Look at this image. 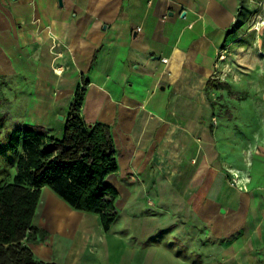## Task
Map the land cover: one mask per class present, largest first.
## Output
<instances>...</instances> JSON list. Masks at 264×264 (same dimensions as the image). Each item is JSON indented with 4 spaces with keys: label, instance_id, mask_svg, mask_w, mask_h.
Here are the masks:
<instances>
[{
    "label": "crops",
    "instance_id": "1",
    "mask_svg": "<svg viewBox=\"0 0 264 264\" xmlns=\"http://www.w3.org/2000/svg\"><path fill=\"white\" fill-rule=\"evenodd\" d=\"M243 5L0 0V107L7 91L22 93L30 124L36 117L61 138L83 89L84 120L107 125L127 156L108 178L124 231H105L98 214L42 188L34 222L50 194L77 219V231L55 232L73 239L60 259L45 261L264 264V67L254 57L238 72L231 101L213 78Z\"/></svg>",
    "mask_w": 264,
    "mask_h": 264
},
{
    "label": "trees",
    "instance_id": "2",
    "mask_svg": "<svg viewBox=\"0 0 264 264\" xmlns=\"http://www.w3.org/2000/svg\"><path fill=\"white\" fill-rule=\"evenodd\" d=\"M84 98L79 89L61 138L33 124L7 135L8 149L19 156L13 180L0 186V264H59L37 260L26 242L38 230L34 219L44 186L75 209L98 214L105 231L117 220L119 193L108 182L118 170L112 132L84 120Z\"/></svg>",
    "mask_w": 264,
    "mask_h": 264
},
{
    "label": "rangeland",
    "instance_id": "3",
    "mask_svg": "<svg viewBox=\"0 0 264 264\" xmlns=\"http://www.w3.org/2000/svg\"><path fill=\"white\" fill-rule=\"evenodd\" d=\"M243 4L244 9L240 15L243 17L239 19L240 22L232 31L233 35L231 41H229L230 43L222 49L223 53L220 54V57L223 55L226 59L223 60L224 64L218 70L224 78L218 79L223 80V83L228 85L230 101L236 98L235 85L239 79L238 72H241L243 68H252L254 57L258 59L255 62L264 67V0H243ZM244 58L250 60H244ZM225 73L228 75L226 78ZM6 95L3 103L4 107H0V111H2L0 114V186L13 180L14 166L19 156L18 152H12L8 149L6 137L11 132L21 129L25 124H30L28 118L24 116L27 109L24 107L26 102L23 94L7 91ZM234 110L233 108L229 109L228 114L230 117L234 115ZM31 120H35L33 124L36 125V117H32ZM120 150L123 153L120 156L118 155L121 165L125 164L127 156L124 147ZM114 179L112 181L116 182L117 178ZM117 182L118 185L121 184V182ZM120 190L123 195V202L120 203L119 210L123 213L127 210L129 195H126L124 187H120ZM53 197L51 194L45 196L40 214L34 222L38 230L28 240L35 258L40 261H45L46 257L60 259L62 248L67 247L72 242V237H65L62 242L60 234L55 233L56 231H77V219L69 210L71 206L62 202L63 200H57ZM123 222L124 219L122 218L114 224L113 229L124 231L125 224ZM47 231L50 235L53 234L50 238H47L49 234Z\"/></svg>",
    "mask_w": 264,
    "mask_h": 264
},
{
    "label": "built area",
    "instance_id": "4",
    "mask_svg": "<svg viewBox=\"0 0 264 264\" xmlns=\"http://www.w3.org/2000/svg\"><path fill=\"white\" fill-rule=\"evenodd\" d=\"M139 30H141V28H139ZM221 60H225L224 58V56L222 55L221 57ZM164 61L166 62L167 61V59H164ZM219 67V66H218ZM218 70H219V68H218ZM216 71L215 73H214V76H213V78L214 79H218V78H224L223 76H222V74H220V71ZM228 75L225 73V78L227 77ZM238 180H239V178L237 177V176H235L234 177V179H233V181H234V183L237 185L239 182H238Z\"/></svg>",
    "mask_w": 264,
    "mask_h": 264
},
{
    "label": "bare ground",
    "instance_id": "5",
    "mask_svg": "<svg viewBox=\"0 0 264 264\" xmlns=\"http://www.w3.org/2000/svg\"><path fill=\"white\" fill-rule=\"evenodd\" d=\"M224 59H226V57H225ZM177 165H178V164H177ZM162 167H163V166H162ZM176 167H177V166H176ZM172 173H173V172H172ZM104 256H105V255H104ZM103 258H104V257H103ZM103 258H102V259H103ZM105 263H106V262H105Z\"/></svg>",
    "mask_w": 264,
    "mask_h": 264
},
{
    "label": "water",
    "instance_id": "6",
    "mask_svg": "<svg viewBox=\"0 0 264 264\" xmlns=\"http://www.w3.org/2000/svg\"><path fill=\"white\" fill-rule=\"evenodd\" d=\"M64 117H61V119H63Z\"/></svg>",
    "mask_w": 264,
    "mask_h": 264
}]
</instances>
